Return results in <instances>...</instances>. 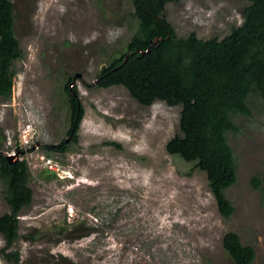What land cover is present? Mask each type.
Masks as SVG:
<instances>
[{"label": "rangeland", "instance_id": "rangeland-1", "mask_svg": "<svg viewBox=\"0 0 264 264\" xmlns=\"http://www.w3.org/2000/svg\"><path fill=\"white\" fill-rule=\"evenodd\" d=\"M12 1L22 55L11 96L0 98V152L28 162L33 200H13L0 160V219L19 217L8 250L20 264H234L227 231L255 247L251 264H264V100L252 93L251 113L234 114L239 129L227 133L237 180L225 191L235 210L224 216L207 172L166 149L181 132L182 104L144 105L122 84H98L137 25L134 0ZM247 3L174 0L165 14L179 35L222 38L243 22ZM68 80L84 115L76 140L64 142ZM5 245L0 233V264H14Z\"/></svg>", "mask_w": 264, "mask_h": 264}, {"label": "trees", "instance_id": "trees-1", "mask_svg": "<svg viewBox=\"0 0 264 264\" xmlns=\"http://www.w3.org/2000/svg\"><path fill=\"white\" fill-rule=\"evenodd\" d=\"M168 1L174 0H134L132 15L137 25L124 51L116 55L114 47L109 65L100 70L98 84H122L144 105L157 99L172 106L182 104L181 132L168 140L166 149L207 172L219 209L229 216L235 206L225 191L236 182L237 171L227 133L239 129L234 114L251 113L252 93L264 100V0H248L242 8L243 22L222 38H201L195 30L179 35L165 14ZM15 20L14 2L0 0V98L11 96L13 64L22 55ZM69 83L61 87L60 103L67 106L73 122L77 118L78 126L84 107ZM57 148L66 150L65 146ZM0 160L8 163L2 174L13 200L20 206L30 205L33 190L28 162L10 161L3 152ZM252 181L259 187V176L254 175ZM0 233L6 238L3 255L20 264L19 251L8 250L19 237L16 212L0 219ZM223 245L234 264H251L255 258V247L243 243L236 231L224 234Z\"/></svg>", "mask_w": 264, "mask_h": 264}, {"label": "flooded vegetation", "instance_id": "flooded-vegetation-1", "mask_svg": "<svg viewBox=\"0 0 264 264\" xmlns=\"http://www.w3.org/2000/svg\"><path fill=\"white\" fill-rule=\"evenodd\" d=\"M73 118H70V123H72L73 122V120H72ZM81 122V121H80ZM80 122H79V124H80ZM79 124H78V126H77V118L74 120V122H73V124H71V127L72 128H74V126L76 127L75 128V131H73V133L72 132H69V137L67 138V139H64V142H67V141H69V140H76V138H77V131H78V128H79ZM63 146H65V148H66V144H64L63 145V143H61L60 144V146L59 147H63Z\"/></svg>", "mask_w": 264, "mask_h": 264}, {"label": "water", "instance_id": "water-1", "mask_svg": "<svg viewBox=\"0 0 264 264\" xmlns=\"http://www.w3.org/2000/svg\"><path fill=\"white\" fill-rule=\"evenodd\" d=\"M158 40V38H156V41ZM80 106V105H79ZM75 126H74V128L72 129V133H73V131H75ZM8 157V159L10 160V161H12V157L11 156H7Z\"/></svg>", "mask_w": 264, "mask_h": 264}, {"label": "built area", "instance_id": "built-area-1", "mask_svg": "<svg viewBox=\"0 0 264 264\" xmlns=\"http://www.w3.org/2000/svg\"><path fill=\"white\" fill-rule=\"evenodd\" d=\"M52 166V165H51Z\"/></svg>", "mask_w": 264, "mask_h": 264}, {"label": "clouds", "instance_id": "clouds-1", "mask_svg": "<svg viewBox=\"0 0 264 264\" xmlns=\"http://www.w3.org/2000/svg\"><path fill=\"white\" fill-rule=\"evenodd\" d=\"M79 98V97H78Z\"/></svg>", "mask_w": 264, "mask_h": 264}]
</instances>
